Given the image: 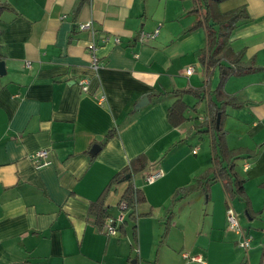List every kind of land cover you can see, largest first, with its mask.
<instances>
[{
	"label": "crops",
	"instance_id": "1",
	"mask_svg": "<svg viewBox=\"0 0 264 264\" xmlns=\"http://www.w3.org/2000/svg\"><path fill=\"white\" fill-rule=\"evenodd\" d=\"M0 1L10 6L0 13V264H264V0L217 5L247 13L222 54L241 52L256 67L225 79L230 102L219 115L226 148L242 151L235 170L248 209L220 180L208 194L198 186L213 166L209 105L219 101L206 96L177 126L166 116L173 91L212 92L220 83L219 66L207 70L199 59L206 34L192 28L196 0H85L78 8V0ZM88 22L92 30L79 29ZM158 26L155 38L139 41L140 31ZM181 99L198 102L192 93ZM94 144L100 149L90 155ZM40 150L49 163L36 168L32 155ZM138 155L150 164L133 180L145 200L135 220L123 212V230L106 235L87 218L89 204ZM155 171L161 176L147 183L144 175ZM125 188L105 196L109 215L121 212ZM227 207L252 235L248 250L227 229Z\"/></svg>",
	"mask_w": 264,
	"mask_h": 264
},
{
	"label": "trees",
	"instance_id": "2",
	"mask_svg": "<svg viewBox=\"0 0 264 264\" xmlns=\"http://www.w3.org/2000/svg\"><path fill=\"white\" fill-rule=\"evenodd\" d=\"M85 0H78L76 8ZM197 5L194 7L193 12L198 15L192 28L203 27L206 34V45L201 50L200 62L207 68H214L219 66L220 71V83L218 87L212 92L206 88L201 87L197 89H179L174 93L178 98L168 107L166 116L167 120L172 126H177L185 120V112L187 110L196 109L199 102L206 96H214L219 104L212 102L209 105V124L211 129L214 130L215 138L213 140V151H215V157L213 159V166L207 171L203 178H199L198 186L203 188L205 194H208L209 185L216 181H222L223 185L227 189L228 195L231 197L237 196L245 200L248 209V199L245 195L243 182L244 179L235 170V161L241 156L242 151L240 149L229 150L226 148L224 142V132L221 129V123L216 128V117L220 115V120L224 116V108L230 102V97L226 96L222 91V84L225 79L230 75H241L256 70L252 61H241V52L234 53L228 51L222 54L224 43L229 38L232 30L236 27V23L240 19L247 18V13L244 8H237L228 12H220L217 5L223 0H196ZM10 8L9 4L0 1V13ZM203 8V10H199ZM221 60H225L227 65H221ZM207 76V75H206ZM207 78V77H206ZM186 93H192L198 98L193 106L189 107L182 99L181 96ZM231 105V104H230ZM236 106V105H234ZM221 122V121H220ZM115 134L114 130L108 132L104 136V142ZM103 142V143H104ZM165 155V154H164ZM163 155V156H164ZM162 156V157H163ZM157 161L156 163H158ZM149 163L144 155H138L131 159L127 166L117 172L107 183L98 198L91 202L88 207L87 218L91 220L99 231L103 232L104 221L107 217L111 216L107 213L104 205V199L108 191L118 184L126 183L120 202L126 204V208L123 212L127 213V220L133 221L137 216V207L144 202V196L141 190L135 187L133 180L134 175L142 173ZM210 172V174H209ZM194 187L189 186L187 188L179 189L173 196L172 201H176L186 193L192 191ZM127 220L123 221L118 228V231H122Z\"/></svg>",
	"mask_w": 264,
	"mask_h": 264
},
{
	"label": "built area",
	"instance_id": "3",
	"mask_svg": "<svg viewBox=\"0 0 264 264\" xmlns=\"http://www.w3.org/2000/svg\"><path fill=\"white\" fill-rule=\"evenodd\" d=\"M79 29L81 30H92V24L90 22L79 25ZM159 31V26L152 32H143L140 31L139 35H138V39L139 41L143 42L146 41L148 39H152L155 38L157 33ZM89 48L92 49V51L94 50V45L90 44ZM27 65H29V63H26ZM91 64L93 68H97L98 64H97V59L94 55V53H92V57H91ZM192 72L191 67H187L185 70V73L187 75H190V73ZM82 88L85 90L87 85H86V81L82 80ZM195 150H192V153H195ZM48 152L46 150H40L35 152L32 155V159L34 162V165L36 168L42 167L46 164L49 163L48 159ZM161 171H155V172H151V173H147L146 175H144V180L147 183H152L153 181H155L157 178H159L161 176ZM126 208V204L124 202H120L119 204V209L121 210V212L119 213L118 216H109L105 219L104 221V225H103V232L106 235H116L117 231H118V224H120L123 220V210ZM225 218H226V225H227V229L230 231H233L234 233H236L237 235L240 236V239L237 242V245L244 249V250H248L251 246V241H252V235L250 234H244L243 230L239 224V221L237 219V216L235 214V212L233 211L232 208L227 207L226 212H225ZM184 256H186L184 254ZM189 259L191 260H199L198 257L193 256V257H189Z\"/></svg>",
	"mask_w": 264,
	"mask_h": 264
},
{
	"label": "water",
	"instance_id": "4",
	"mask_svg": "<svg viewBox=\"0 0 264 264\" xmlns=\"http://www.w3.org/2000/svg\"><path fill=\"white\" fill-rule=\"evenodd\" d=\"M5 74V66H4V62L0 61V75H4ZM147 98H143L141 101H139L137 103V105L135 106V108H139L141 106H144L147 103ZM219 125V114L216 117V126L218 127ZM100 149V146L98 144H94L92 145L91 149L89 150V154L90 155H94L97 153V151Z\"/></svg>",
	"mask_w": 264,
	"mask_h": 264
}]
</instances>
